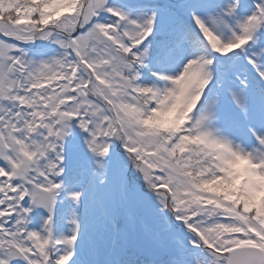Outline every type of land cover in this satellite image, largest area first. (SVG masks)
Masks as SVG:
<instances>
[{
    "label": "snow or ice",
    "instance_id": "6c2138e0",
    "mask_svg": "<svg viewBox=\"0 0 264 264\" xmlns=\"http://www.w3.org/2000/svg\"><path fill=\"white\" fill-rule=\"evenodd\" d=\"M0 264H264V0H0Z\"/></svg>",
    "mask_w": 264,
    "mask_h": 264
}]
</instances>
